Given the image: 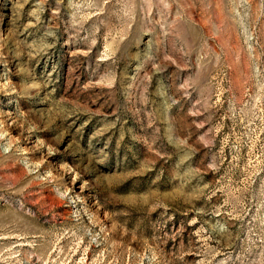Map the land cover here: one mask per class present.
<instances>
[{
  "label": "rangeland",
  "instance_id": "obj_1",
  "mask_svg": "<svg viewBox=\"0 0 264 264\" xmlns=\"http://www.w3.org/2000/svg\"><path fill=\"white\" fill-rule=\"evenodd\" d=\"M0 264H264V0H0Z\"/></svg>",
  "mask_w": 264,
  "mask_h": 264
}]
</instances>
